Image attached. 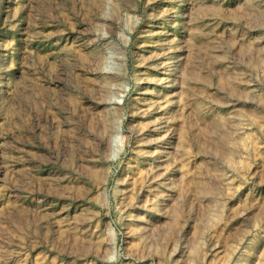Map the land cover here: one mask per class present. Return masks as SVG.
Instances as JSON below:
<instances>
[{"label": "rangeland", "instance_id": "1", "mask_svg": "<svg viewBox=\"0 0 264 264\" xmlns=\"http://www.w3.org/2000/svg\"><path fill=\"white\" fill-rule=\"evenodd\" d=\"M0 264H264V0H0Z\"/></svg>", "mask_w": 264, "mask_h": 264}]
</instances>
